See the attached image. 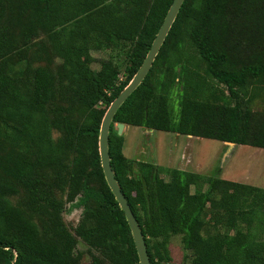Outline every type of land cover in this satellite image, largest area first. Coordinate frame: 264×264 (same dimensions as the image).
Masks as SVG:
<instances>
[{"label":"trees","instance_id":"obj_1","mask_svg":"<svg viewBox=\"0 0 264 264\" xmlns=\"http://www.w3.org/2000/svg\"><path fill=\"white\" fill-rule=\"evenodd\" d=\"M171 1L0 0V264H74L75 237L99 252L91 264H137L128 226L102 176L97 135L103 113L141 64ZM241 1L183 0L146 75L109 124V165L149 264H264L263 188L177 169L164 180L154 165L127 160L122 137L112 129L120 123L264 150V115L252 114L244 92L248 80L264 79V52L242 65L229 53L224 7ZM247 2L257 6L254 23L259 20L264 37V0ZM248 16L238 14L241 34L248 31ZM41 36L44 56L59 64L53 70L46 59L35 67L27 62L21 76L11 75V53ZM119 45L126 46L124 53L90 68L96 61L90 51ZM198 63L206 79L200 83L193 72ZM207 79L227 93L220 91L216 103L209 102ZM171 81L181 84L176 116L168 107ZM53 131L60 136L54 139ZM17 188L23 201L13 206L9 197ZM55 190L69 203L78 195L82 210L72 232L60 220ZM176 235L190 253L188 263L171 261L167 243Z\"/></svg>","mask_w":264,"mask_h":264},{"label":"rangeland","instance_id":"obj_2","mask_svg":"<svg viewBox=\"0 0 264 264\" xmlns=\"http://www.w3.org/2000/svg\"><path fill=\"white\" fill-rule=\"evenodd\" d=\"M240 7L235 5H227L224 7L225 21L227 23V31L229 33L232 44L229 45V52L231 60H234L238 65L252 63L255 59L264 52L263 34L258 30L255 24V15L257 13V6L249 5L247 0L237 2ZM262 5V4H261ZM241 12L249 15L244 22L247 25V32L241 34L242 27L236 20L239 18L238 14ZM261 12V9L259 13ZM263 12V8H262ZM242 20L241 18H239ZM247 21H251L250 24ZM250 36V39L248 38ZM42 38V39H41ZM37 38L27 44L24 48L18 49L11 53V62L8 65V71L11 75L19 77L26 66L30 62V67L40 66L44 64V60L52 62V68L59 64L60 60L53 56H44L40 47L44 37ZM244 39L246 43L240 41ZM100 49L98 51H90V54L95 58V62L90 64L92 70L98 69L97 60L109 58L111 54L117 52L122 54L126 50V46L121 48V45L111 50ZM196 59V53H192ZM121 59V61H120ZM120 62L119 67L122 69L125 61L122 55L116 59ZM196 72L198 74L197 82H203L204 78V64H196ZM179 66L173 68V74L177 72ZM125 75H119L123 80ZM180 80V79H178ZM181 81V80H180ZM179 81V82H180ZM213 90V97L209 99L210 103H216L214 100H219V92L224 91V87L215 84L210 79L208 80ZM172 85L169 89L168 107L171 108V114L176 116L177 99L181 90L179 82L171 81ZM244 92L247 97L251 98L249 108L252 114L264 115V79L248 80ZM226 96V92H223ZM64 108H68V115L70 118H76V112L70 106L68 101L62 102ZM112 129L116 131L115 124ZM1 132L6 133L5 128H1ZM122 137V155L127 160L137 162L150 163L154 165L161 178L167 180L169 177V170L177 169L186 172L196 173L205 180L206 177L217 176L220 179L229 182L243 183L251 186H257L264 189V150L252 148L244 145H229L219 141L210 139H200L196 137H188L176 135L169 132L147 130L140 127L125 126L121 131ZM60 134L53 131L52 137L56 139ZM50 180L49 178L47 179ZM207 185L202 183L201 189H205ZM17 194L9 197V202L13 206H20L23 201V193L20 188H17ZM191 190V188H190ZM54 197L61 200L62 209L59 213L60 220L63 226L72 232V229L79 221L82 208L77 205L78 195L75 196L72 202H65L64 194L54 191ZM210 210L206 213V218H209ZM34 223L38 226L41 232L39 238H43V229L41 223L37 218H33ZM206 230L211 231L213 225L210 223L205 227ZM75 243L72 247L71 256L74 264H91V258L97 257L100 259V254L97 250L88 249L85 244L77 237L74 238ZM167 249L171 261L173 263H188L190 253L183 249L180 242V236H171L168 239Z\"/></svg>","mask_w":264,"mask_h":264},{"label":"water","instance_id":"obj_3","mask_svg":"<svg viewBox=\"0 0 264 264\" xmlns=\"http://www.w3.org/2000/svg\"><path fill=\"white\" fill-rule=\"evenodd\" d=\"M183 0H172L163 20L152 39L150 46L136 72L126 84V86L118 93V95L110 102L106 108L103 116L100 120L98 135H97V153L99 158V166L102 172L104 182L109 189L114 201L117 203L119 210L122 212L125 222L128 226L135 254L137 257V264H149V260L146 254L145 245L141 236L139 227L135 218L133 217L129 206L119 190V187L114 179L113 172L109 165V157L107 153V134L109 124L112 120L113 114L120 104L126 99V97L138 86L141 80L146 75L164 37L170 28L176 13ZM116 134L120 135L123 124H115ZM233 146L232 143H226Z\"/></svg>","mask_w":264,"mask_h":264},{"label":"crops","instance_id":"obj_4","mask_svg":"<svg viewBox=\"0 0 264 264\" xmlns=\"http://www.w3.org/2000/svg\"><path fill=\"white\" fill-rule=\"evenodd\" d=\"M125 125H123L122 129H124Z\"/></svg>","mask_w":264,"mask_h":264}]
</instances>
